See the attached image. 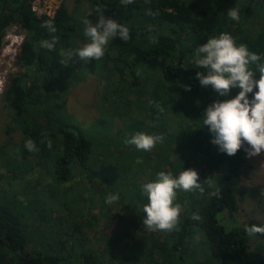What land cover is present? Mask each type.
Segmentation results:
<instances>
[{"label":"trees","instance_id":"trees-1","mask_svg":"<svg viewBox=\"0 0 264 264\" xmlns=\"http://www.w3.org/2000/svg\"><path fill=\"white\" fill-rule=\"evenodd\" d=\"M242 1L240 16L254 5L264 7V0H133L126 6L120 0H73L71 9L65 0L50 19L36 15L35 0H0V57L8 29L18 26L25 33L16 58L22 73L5 83L2 95L22 142L1 160L14 174L35 159L52 178L43 189L49 200L36 193L28 200L14 186L0 189V264H264V234L246 231L264 223H234L245 200L244 179L255 173L256 165L244 148L229 156L211 143L204 111L217 99L230 97L220 98L211 86H201L196 73L206 70L192 64L199 46L222 33L261 56L250 65L254 72L264 64V35L254 36L227 15ZM101 14L126 26L130 39H111L100 60L76 58L62 64L69 49L88 42L83 21L95 23ZM53 40L54 49L42 46ZM93 71L103 75L108 92L91 134L67 107L79 76ZM238 92L234 89L232 97ZM115 124L120 126L116 130ZM136 133L163 139L150 151L138 150L127 143ZM29 139L36 150L25 147ZM199 141L203 148L195 153L204 155L202 162L177 154L180 145ZM100 145L108 161L101 168L95 164ZM187 169L198 172L203 191L177 190L174 203L181 210L176 227L152 231L143 226L148 198L142 186L161 171L178 177ZM75 179L78 191L72 188ZM113 194L119 199L107 203ZM53 201L66 216L55 218ZM97 208L106 218L102 249L88 247L86 237L65 240L73 237L77 217L94 230Z\"/></svg>","mask_w":264,"mask_h":264},{"label":"clouds","instance_id":"clouds-1","mask_svg":"<svg viewBox=\"0 0 264 264\" xmlns=\"http://www.w3.org/2000/svg\"><path fill=\"white\" fill-rule=\"evenodd\" d=\"M120 3L126 6L133 0H120ZM239 13V7L235 6L228 10L227 15L238 21ZM83 23L88 42L80 48L69 49L60 58L65 66L76 58L83 62L100 60L111 39L117 36L125 42L130 39L126 26L104 14L95 23L87 19ZM43 26L55 31L50 24ZM55 43V40L44 41L42 46L52 50ZM196 56L192 64L206 70V74L201 71L196 73L201 86H211L220 98L230 97L217 99L204 111L203 123L212 134L211 143L218 147L219 152L229 156H235L242 148L249 158L264 153V64L258 65V78L250 68V65L261 60V56L250 52L244 44L237 45L228 33L210 37L207 43L199 46ZM234 89H239V92L232 97ZM186 90L190 91V87L186 86ZM249 94H252L251 98ZM162 139V136L136 133L127 143L135 145L138 150L150 151ZM47 146L52 147L51 140H48ZM25 147L29 151L36 150L31 139L25 142ZM198 181V172L187 169L178 177L161 171L155 181L145 183L142 188L147 194L148 203L143 208V226L152 231H172L178 223L181 210V206L174 203L177 190L203 191L202 183ZM118 199V195L113 194L106 198V202L112 204ZM194 218L199 219L198 216ZM246 231L250 236L264 234V226L253 224Z\"/></svg>","mask_w":264,"mask_h":264},{"label":"rangeland","instance_id":"rangeland-1","mask_svg":"<svg viewBox=\"0 0 264 264\" xmlns=\"http://www.w3.org/2000/svg\"><path fill=\"white\" fill-rule=\"evenodd\" d=\"M43 1L44 0H40V4L39 1L36 4L37 11L40 14L43 11ZM62 1L65 0H61V2ZM66 1L69 7L73 9V0ZM237 6L239 7L240 12L243 11L245 8L244 1H242V3L240 2ZM238 21L243 22L248 32L254 36L264 35V7L254 5L253 8H251V11H248L244 16L241 15ZM24 37V31L18 26L11 27L6 33L4 49L0 57V75L4 78L5 83H8L13 77L22 73V70L17 65L16 58ZM79 78V83L72 87L68 96V113L74 116L76 121H78L91 134H94L95 124L102 114L100 103L103 96L107 94L108 87L103 75L96 71L86 75L81 74ZM2 95L0 96V189H4L7 185L8 187L14 186V192L21 193L26 196L28 200L33 199L35 193L41 199L49 200L48 193L44 194L43 189L49 188L48 186L52 184V178L47 174V167L45 165H38L36 164L35 159H30L23 165V169L12 174L7 169V163L4 161L5 159L1 160V155L3 153L7 156L11 155L16 147L22 142V133L12 122V111L6 106L2 99ZM10 126L14 128L13 131H10ZM173 126H175V124H173ZM118 127L120 126L115 124V130ZM201 147V141L191 144L189 143L184 146L180 145L177 148V154H183L192 158L196 157L199 163L202 162L204 155L195 152H198L197 149L201 151L203 148ZM101 148V145L95 147V164L99 168L105 167L108 164L107 158L102 154L103 151ZM192 152L195 154H190ZM253 162L256 165V171L255 173H251L249 178L244 179L245 200L241 203L240 213L234 221V223L239 225L252 219L264 223V153L253 157ZM77 180L78 179H75L72 182V188L75 191H78L77 186L79 182ZM74 184L77 185L74 186ZM55 189L58 190L57 188ZM82 193L84 196H87L88 194L86 190H83ZM61 199L63 200V198ZM53 207L55 209V218H57V216L64 217L67 215V212L61 213L63 209H61L55 201H53ZM112 208H115L116 210L117 207L112 206ZM93 214H98L99 216V221L95 223L94 230L88 229L85 218L82 216L77 217L73 224V237H67L65 240L73 242L77 241L78 238L86 237L88 247H93L96 250L97 248L99 249L103 247L101 241L103 235L106 234L104 229L106 218H103L104 213L103 210L101 212L100 208L94 210ZM70 216H72V212ZM70 219L72 220V218ZM198 239L201 240L202 236L199 235Z\"/></svg>","mask_w":264,"mask_h":264},{"label":"built area","instance_id":"built-area-1","mask_svg":"<svg viewBox=\"0 0 264 264\" xmlns=\"http://www.w3.org/2000/svg\"><path fill=\"white\" fill-rule=\"evenodd\" d=\"M38 1L40 4V0H35V2L33 4L34 12L40 18L46 16L50 19L54 18V16L56 15V12L59 9L60 5L63 3V1L61 2V0H44L43 5H42L43 11L40 14L37 11V6H36ZM4 87H5V81H4V78H2L0 75V96L4 93Z\"/></svg>","mask_w":264,"mask_h":264}]
</instances>
